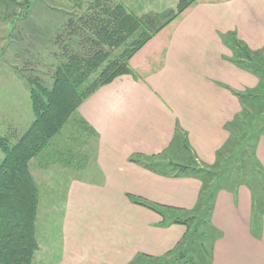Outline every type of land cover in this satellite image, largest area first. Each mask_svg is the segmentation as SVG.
Segmentation results:
<instances>
[{
    "label": "crops",
    "instance_id": "crops-1",
    "mask_svg": "<svg viewBox=\"0 0 264 264\" xmlns=\"http://www.w3.org/2000/svg\"><path fill=\"white\" fill-rule=\"evenodd\" d=\"M171 2L175 6L178 0ZM235 35L251 50L264 48V0L200 2L156 38L155 55H163L164 62L161 70L148 78L149 88L123 76L79 108L82 126L96 140L93 157L98 176L96 181H72L66 186L63 231L65 237L70 232L68 242H73L74 252L80 241L75 233L85 225L84 219L99 230L112 227L116 220L121 248L114 257L95 259L99 264L141 263L139 253L161 256L182 238L185 227L158 228L155 213L133 208L126 194L191 210L200 193L197 181L163 178L127 160L130 154H159L170 146L172 153L178 152L174 136L179 127L205 164L220 162L222 157L217 156L228 146L242 110L237 95L258 85L254 73L232 62L235 53L226 38ZM254 152L264 172V136ZM259 191L258 196L242 181L218 194L210 215L215 235L205 264H264L263 187ZM91 240L94 251L112 243L98 235ZM65 245L67 250V240ZM60 264H66L64 259Z\"/></svg>",
    "mask_w": 264,
    "mask_h": 264
},
{
    "label": "rangeland",
    "instance_id": "rangeland-1",
    "mask_svg": "<svg viewBox=\"0 0 264 264\" xmlns=\"http://www.w3.org/2000/svg\"><path fill=\"white\" fill-rule=\"evenodd\" d=\"M0 1L2 2L0 20L5 21V23L0 21V136L9 139L14 145L35 121L30 89L39 84L52 90L59 70L69 64L74 57L88 62L100 51L109 54V58L96 72L89 73L86 82L83 83L82 93L85 95L91 91V94L86 95L79 108L99 90L115 81L104 83L102 80L103 72L113 62H128L132 72L123 76L132 78L134 82L142 83L149 88L147 80L161 70L163 55L162 58L150 56L145 59L138 58L137 61L124 55L133 51L134 43L145 32L144 29L133 35L116 51H110L103 43L102 26L110 19L114 21L116 8L119 5H123L127 10L126 13L133 14L143 23L147 31L155 35L170 21L166 29L171 28L174 23H179L185 12L206 0L198 1L183 14L179 9L180 0L175 6L172 5L171 0ZM207 1L216 3L233 0ZM165 6L170 9H164ZM5 17L8 20H4ZM232 37L226 38V43L234 53L239 48H244L250 54L249 64L253 61L257 65H264V48L251 50L249 45L237 35ZM230 39L233 44H229ZM234 58L238 62H247L242 56L235 55ZM232 62L236 63L235 60ZM254 75L257 79V88L237 95L242 110L237 121L235 119L230 140L226 142L228 146L223 150L222 156H217V158L222 157L218 164L217 162L214 165L205 164L192 148L188 135L179 127L174 136L175 144L179 148L178 152L172 153L173 146H170L159 154L129 155L127 162L139 169L171 180L191 179L197 181L200 189L197 204L191 210L155 203L135 194H126L133 208L155 213L159 219L158 228L183 226L186 231L177 244L163 255L153 257L139 253L137 256L141 263L133 260L129 264H192L190 259L202 264L209 263L204 253L211 251L215 233L210 227L211 220L207 210L211 207L213 210L218 194L232 189L243 181L249 182L256 195H260L259 189L263 187L264 176L262 172H258L260 166L255 157L254 146L259 143L261 134L264 133L262 128L264 107L259 105L254 107L250 101L245 100L252 92L264 99V79L258 73ZM32 82L36 84L33 85ZM79 108L60 133L52 139L49 148L31 162V173L41 196L36 220L39 250L33 264H60L63 259L66 264H74V261L76 264H99L95 259L114 257L118 251L120 236L116 231V220L112 227L99 230L93 228L84 219L85 225L78 228L75 233L76 238L80 240L76 242L79 249L75 252L72 250L73 242H68L70 237L72 238L70 232L65 237L63 231L65 222L63 207L67 205L69 193L66 186L72 181H96L98 176L94 173L93 157L96 140H93L94 136L82 126ZM3 156L0 150V163L4 160ZM98 178L101 180V176ZM51 206H55L56 209L50 210ZM176 220L185 224L173 223ZM170 223L172 224L169 225ZM144 232H147V226ZM97 235L107 240L110 237L106 242L112 241V243L99 251L92 250L94 241L91 238ZM64 240L65 243L67 240V250ZM110 247H112L111 251L108 249Z\"/></svg>",
    "mask_w": 264,
    "mask_h": 264
},
{
    "label": "trees",
    "instance_id": "trees-1",
    "mask_svg": "<svg viewBox=\"0 0 264 264\" xmlns=\"http://www.w3.org/2000/svg\"><path fill=\"white\" fill-rule=\"evenodd\" d=\"M198 1L200 0H180V13L183 14ZM116 11L114 21L110 19L102 26L101 31L104 36L103 43L109 50L116 51L133 35L144 29L145 32L134 43L133 51L124 55L134 61L138 58L156 56L155 49L159 44L155 41L156 36L166 29L171 21L154 35L147 31L143 23L133 14L126 13L127 10L123 5H119ZM236 51V57L242 56L247 62H238L234 59L235 62L254 74L258 73L264 79V65H257L252 60L249 64L250 54L246 49L239 48ZM108 58L109 54L104 51H100L88 62L74 57L69 64L59 70L52 90L39 84L32 87L29 93L35 121L14 145L9 139L0 136V150L4 155V160L0 163V264H33L35 261L39 250L36 237L39 190L31 173V162L49 148L52 139L68 123L86 95L91 94L90 91L84 95L81 87L89 73L96 72ZM130 67L128 62L111 63L102 74L103 82L112 83L117 78L132 72ZM32 83L36 84V82ZM245 100L250 101L254 107L258 105L264 107V99L256 96L254 92ZM262 136L264 133L261 134ZM255 147L256 145L254 149ZM258 172H262L264 176L261 168ZM211 212L212 207L207 210V214L211 215ZM173 223L185 224L179 220ZM210 227L212 228L211 224ZM204 236L206 237L207 234ZM204 240L206 242V238ZM207 254L204 253V256L207 257ZM190 260L192 264H202Z\"/></svg>",
    "mask_w": 264,
    "mask_h": 264
}]
</instances>
